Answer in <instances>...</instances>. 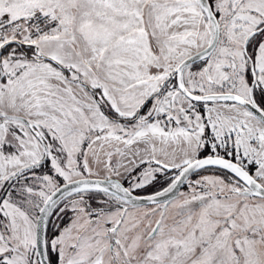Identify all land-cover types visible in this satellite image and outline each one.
Segmentation results:
<instances>
[{
    "label": "snow or ice",
    "instance_id": "obj_1",
    "mask_svg": "<svg viewBox=\"0 0 264 264\" xmlns=\"http://www.w3.org/2000/svg\"><path fill=\"white\" fill-rule=\"evenodd\" d=\"M0 264H264V0H0Z\"/></svg>",
    "mask_w": 264,
    "mask_h": 264
}]
</instances>
